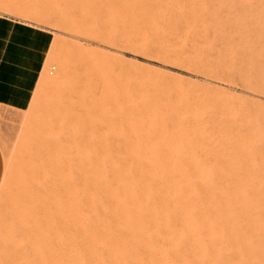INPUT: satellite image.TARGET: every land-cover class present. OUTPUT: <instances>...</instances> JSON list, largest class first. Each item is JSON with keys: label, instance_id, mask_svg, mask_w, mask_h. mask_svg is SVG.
<instances>
[{"label": "rangeland", "instance_id": "1", "mask_svg": "<svg viewBox=\"0 0 264 264\" xmlns=\"http://www.w3.org/2000/svg\"><path fill=\"white\" fill-rule=\"evenodd\" d=\"M153 1L156 0H0V14L16 18L20 21L16 24L21 26L46 29L51 35L45 64L29 107L19 110L0 104V264H63L67 253L74 254L71 250L77 233L70 211L74 206L84 210L89 208V188L96 184L97 189L101 187L93 174L92 163L78 166L73 158L56 159L54 153L42 151V146L52 138L51 129L59 133L62 130L64 137L78 135L83 161L99 159L95 153L100 154L108 149L109 156H101V160L111 158L126 161L133 175L150 176L152 173L146 169L154 163L168 164L175 159L179 166H187L188 174L197 181L200 176L227 179L228 184L223 189L226 195L231 190H240L232 183L238 175L233 168L244 162L240 175L245 174L256 180L245 184L240 191L264 193V157L249 161L254 146L259 143L264 145V0H157L163 3L166 12L165 16L159 15L162 28L158 35L166 48L159 52L144 43L140 28L130 21L133 15L131 9L138 15L141 6L151 7ZM197 18L204 21L200 24ZM188 24L191 27L185 30ZM82 47L91 50L84 51ZM222 50L223 54L220 53ZM80 55L92 59L90 68L79 66L86 61ZM65 62L76 63L74 66L71 64L68 79L84 77L92 84V88L85 91L81 98L72 93H63L61 84L54 88L46 76L48 72L49 77L57 75ZM141 93H151L161 101L190 112L195 118L203 117L208 128L209 124L212 126L209 132L213 139L208 138L199 148L196 141L182 143L178 140V150L189 145L197 149L195 157L185 158L184 163L180 156L169 161L170 157L163 155L162 151L160 155L157 152L150 154L148 148L137 149L132 143H124L119 136L127 129L122 117L129 106L128 98ZM111 94H116L118 99L106 100ZM62 115L67 121L74 116L79 118L77 123H71L72 129H69L67 123L61 124ZM100 123H110L112 126L94 131ZM138 153L139 156L135 157ZM217 158L223 161L222 165H209L204 168L205 172L194 171L197 160ZM142 166L146 169L140 170ZM172 175L181 178L183 173L177 168ZM70 178L76 182L73 183ZM78 187L82 189L81 193ZM95 187V192L102 189ZM84 201L87 208L82 204ZM59 206L65 207L62 209ZM81 244L76 242L83 251ZM59 251L64 255L67 253L64 256ZM61 256L63 258L60 259Z\"/></svg>", "mask_w": 264, "mask_h": 264}, {"label": "bare ground", "instance_id": "2", "mask_svg": "<svg viewBox=\"0 0 264 264\" xmlns=\"http://www.w3.org/2000/svg\"><path fill=\"white\" fill-rule=\"evenodd\" d=\"M153 3L154 5L151 7L145 6V5L141 6L140 11H138V15H135L133 13L134 10H132L131 7H129L133 14L131 16L130 21L131 22L133 21L132 24L134 23L140 28V32H141L140 37L144 41V43L151 45L153 48H155V50L157 49V51L158 50L165 51L166 48L163 45L164 42L162 43L160 41V38H159L160 35L158 34L160 33V30L162 28V22L160 21V16H163L164 14H166V12L164 10L163 3L157 0L153 1ZM86 6H88V4ZM98 6L99 5H97V7ZM82 7H84V5H82ZM91 11L92 13L94 12L93 10ZM109 11H111V9ZM171 11L173 12V10ZM172 12H170V14ZM92 13H90V15ZM197 14L199 13L197 12ZM181 15L183 14L181 13ZM96 16H98V14ZM194 16L196 17V15ZM98 17L96 18L98 19ZM89 20H90V17H89ZM178 20H180V18ZM197 20L199 21L200 24L204 21V20L202 21L200 18L199 19L197 18ZM132 24L130 25L132 26ZM97 25L100 26L101 24L97 23ZM97 25H95V27ZM190 27L191 26L188 24L185 27V30L190 29ZM134 28L132 27V29ZM163 33L164 32H162V34ZM217 36L218 35L216 34V37ZM133 38L134 37H132V41H133ZM139 44H142V43L140 42ZM213 44H216V43H213ZM82 50L89 51L91 49L82 47ZM223 51L224 50H222L220 53H222ZM80 57L82 56L80 55ZM82 58H86V61H84V64L82 62V64L79 65L78 63L80 61L78 62V60L76 61L78 62L77 64L81 67L84 66L85 69L90 68V66L93 63L92 59H90L88 56L82 57ZM71 64L73 66L76 65V63L75 64L71 63ZM71 64L70 62L68 63L65 62L61 66L59 73L57 75L55 74L56 76L53 75L52 77H49L50 75L49 72H48L49 75L46 74V76L47 78H50L51 84L53 85L54 88L58 87V85L61 84V86L63 85V90H62L63 93H66V94L72 93L81 98V96L83 95L85 91L87 92L92 88V84H89L87 79L84 77L82 78L77 77L75 80L68 79L69 78L68 70L69 71L71 70V67H72ZM175 76L173 77L176 78ZM96 84H98V80L96 81ZM130 95H135V94H130ZM121 96H122V93H121ZM109 98L118 99L116 94L109 95V97H107L106 100H108ZM128 99L130 101L129 106L127 110L124 112L123 117H122L123 122L126 125L127 129H125L121 133V136H119V138L121 137L124 143H132L133 145H135L137 149H140V147L141 148L143 147L144 150H146L145 148H148L151 150L150 154H152V152L159 153L160 151H162L163 155L170 157V159L168 158L169 161L171 159H174L176 156L178 157L180 156L182 157L180 158L181 160L184 159L182 161V163H184L185 158L195 157V154H196L195 150L197 149L196 147L194 148L189 145L185 148H182V150L181 149L178 150L179 148L177 146L178 140H181L182 143L184 141L186 142L192 141V140L196 141V143L198 144V148H199L202 142L208 141V138L212 136V133H210L211 131L209 132V128L212 126L211 124L208 123L210 125V127L208 128V125L206 124L205 120H202L203 117L201 118L200 116L201 119L195 118L194 116L189 114L190 112L188 113L185 110H181L177 108L176 105H173L172 103L161 101L160 98L157 99V96L156 97L151 96V93L150 95H145L141 93L137 97H129ZM78 118L79 116H74L73 118L67 121L65 116L62 115L61 124L67 123L69 125L68 126L69 129H72V124L77 123ZM108 125L112 126L110 123H100L94 131H97L98 129L99 130L104 129V127H107ZM61 131L59 133V131H54V129H51L52 138H50V141H48V143L42 146V151L54 153L55 154L54 156H56V159L57 157H60L61 159L73 158L76 160V161L74 160V162H76L78 166L86 164V163L87 164L92 163L93 164L92 168L94 170L93 174H95L94 176H96L95 178L97 181L100 182L101 184L100 188H102L101 189L102 191L100 190L99 187H98V189L100 190L99 192L93 191L94 187L97 185L96 183H95L96 185L93 186V188L92 187L89 188L91 191L90 192L91 195L88 197H89V204L91 206L87 208L86 207L87 205L84 204L85 201L82 203L84 204L85 208H87L86 210L77 209L75 206L73 209L72 207L73 210L70 211V216L73 217V219L75 220V223L73 222V224L77 228L76 229L77 233L75 234L76 240L74 242L75 245L73 249L71 248L72 250L70 249L74 254L68 255V253L66 252L67 256H65L66 253L65 255L62 254L60 252L62 250L61 249L59 253L65 256V258H63L62 256L60 257V259L61 258L64 259L62 261L63 264H264V193L248 194L245 192V190L240 191L241 188H243L245 184L247 185V183H250L251 181L256 180L251 176L246 177L245 174L240 175V173L243 171L244 162H242L241 164L235 165L233 168V170L236 171L238 175L240 176L236 175L237 177L232 180V183L237 189H240V190H236V189L231 190L229 195H226L223 189L226 183L228 184L227 179L225 180L223 178L200 176L199 180L197 181L196 179H194L192 176L188 174L187 166H183V165L179 166L174 161L175 159L170 161L168 164H158V163L155 164L153 162L154 164L152 166L149 165L150 167L147 169L144 168L143 166L141 167V169L138 167L140 170H145V169L148 170L150 173H152V175L150 176L133 175L126 161H120V160H115L111 158L110 159L107 158L106 160L105 159L101 160L100 159L101 156H105V155L109 156V151L107 148H105L107 149V151L103 150L100 154L98 152L95 153L96 158H99V159L83 161L81 157L82 155L81 147L79 144L80 137L76 134H73L70 137H66V136L64 137ZM237 135H239V133ZM220 136H222V134ZM223 138L225 139L226 137H223ZM210 139H213V138H210ZM236 141H237V138H236ZM240 147L242 148V146ZM243 147H246V145ZM133 151H136V150H133ZM43 154L44 153H42V155ZM113 154H116V153H113ZM136 156H139V153L138 155H135V157ZM122 157H118V158H122ZM250 157L251 158L249 161L251 162H254L255 159H257V157H264V145L260 143L256 144L254 146V150H252L250 153ZM50 158H51V155H50ZM15 162L16 160L14 161V164ZM222 162L223 161H221L218 158L214 160H204V161H200L199 159L196 161V164L194 165L193 169L194 171H204L205 167H208L209 165H222ZM135 165L138 166L137 164ZM255 166L256 165H254L253 168ZM76 168H74L75 171H76ZM133 168L135 167L133 166ZM177 168H180V170L183 173V176L181 178H178L172 175V173H174V171H176ZM74 169L73 170L71 169V170L75 173ZM80 169L82 170V168ZM80 173L82 174V172ZM144 174H146V171ZM258 175L259 174H257V176ZM66 177H69V176H66ZM73 179H71L73 183L76 182ZM78 183L79 182L77 181V184ZM230 183H231V180L229 184ZM77 184H74V185H76L77 187ZM263 186H264V183H263ZM77 189H79V187ZM95 189H97V187H95ZM81 190H80V193H81ZM83 194H86V193H83ZM43 195L44 194H42V196ZM84 198L85 197H83V199ZM46 200L48 201V199ZM42 206H44V204L41 205V207ZM62 207H65V206H62ZM66 215L67 214H65V216ZM73 219L70 218L69 220L73 221ZM91 221L92 223H90ZM17 229H19V227ZM65 229L67 230V228ZM77 241L82 243L81 245H83V249H82L83 251H81L80 248L77 247L76 245ZM66 243H67V240H66ZM68 245L69 244H67V246ZM70 250H67V251L71 252Z\"/></svg>", "mask_w": 264, "mask_h": 264}, {"label": "crops", "instance_id": "3", "mask_svg": "<svg viewBox=\"0 0 264 264\" xmlns=\"http://www.w3.org/2000/svg\"><path fill=\"white\" fill-rule=\"evenodd\" d=\"M0 14V104L29 107L51 44L50 32Z\"/></svg>", "mask_w": 264, "mask_h": 264}]
</instances>
